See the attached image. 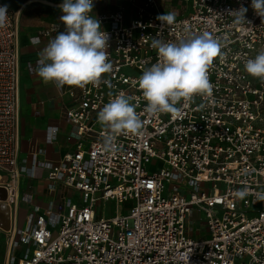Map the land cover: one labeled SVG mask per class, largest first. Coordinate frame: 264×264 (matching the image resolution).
<instances>
[{
  "label": "built area",
  "instance_id": "obj_1",
  "mask_svg": "<svg viewBox=\"0 0 264 264\" xmlns=\"http://www.w3.org/2000/svg\"><path fill=\"white\" fill-rule=\"evenodd\" d=\"M89 15L109 34L112 71L99 84L57 86L68 96L62 114L73 127L74 148L55 162L34 148L31 164L18 154L20 52L16 14L0 28V188L11 227L0 229L3 264H264V82L249 75L247 59L264 50V19L252 0H116L113 11ZM5 5L0 1V6ZM243 5L250 23L237 25L230 10ZM176 7V8H175ZM172 13L163 24L158 15ZM52 23L31 43L52 40ZM207 31L222 39L208 69L211 95L181 101L175 113L146 111L138 81L158 62L152 40L178 42ZM34 38L39 42L35 43ZM123 92L143 122L142 134L120 135L106 151L98 112ZM58 128H49L48 143ZM44 170L55 199L34 204L23 180ZM247 170V172H245ZM249 194L237 197L238 190ZM115 203L112 217L101 207ZM31 206L24 220L20 205ZM100 211V212H99ZM57 237L54 238V234Z\"/></svg>",
  "mask_w": 264,
  "mask_h": 264
},
{
  "label": "clouds",
  "instance_id": "obj_2",
  "mask_svg": "<svg viewBox=\"0 0 264 264\" xmlns=\"http://www.w3.org/2000/svg\"><path fill=\"white\" fill-rule=\"evenodd\" d=\"M93 7V0H63L59 5L63 13L60 21L65 30L49 41L37 61L38 75L45 83L83 88L88 84H99L103 74L112 71L107 52L110 37L101 30L100 21L89 15ZM251 8L264 19V0H252ZM247 11L248 8L241 5L228 14L234 17L233 23L240 25L250 23L246 20ZM157 19L161 25H172L175 15L165 13L158 15ZM7 21L8 6H0V28L5 27ZM34 42L38 43L39 39L34 38ZM152 47L158 53V62L147 68L138 81L147 101L148 113H175L178 111L176 105L182 100L189 101L195 95H211L208 69L221 53L220 37H213L205 31L198 35L189 33L178 42L154 38ZM244 69L264 82V50L255 58L247 59ZM131 99L121 92L110 98L98 112V122L107 131L103 137L106 151L118 150L117 136L142 134L143 122ZM248 194L247 188L236 192L240 199ZM258 199L264 200V194H258Z\"/></svg>",
  "mask_w": 264,
  "mask_h": 264
},
{
  "label": "crops",
  "instance_id": "obj_3",
  "mask_svg": "<svg viewBox=\"0 0 264 264\" xmlns=\"http://www.w3.org/2000/svg\"><path fill=\"white\" fill-rule=\"evenodd\" d=\"M8 9L16 14L19 52H20V116L17 130L18 154L20 160H26L31 164L30 152L34 148L44 149V160L55 162L64 153L74 148L75 141H68L73 134V127L63 117L62 107L69 102L68 96H61L55 83H45L38 75L37 61L40 52L48 42L40 45L31 43V38L52 23H61L63 15L57 7L63 1L56 3L52 0H0ZM116 0H101L96 4L97 13H108L114 10ZM18 6V7H17ZM17 9L14 11L13 9ZM49 128H58L54 134L53 142L48 143ZM46 171L37 170L35 180H23L21 194L28 193L34 196V204L46 206L55 199V195L47 191L44 182ZM21 207H25L23 217ZM31 206L25 203L20 205V217L25 219Z\"/></svg>",
  "mask_w": 264,
  "mask_h": 264
},
{
  "label": "rangeland",
  "instance_id": "obj_4",
  "mask_svg": "<svg viewBox=\"0 0 264 264\" xmlns=\"http://www.w3.org/2000/svg\"><path fill=\"white\" fill-rule=\"evenodd\" d=\"M52 1H54L56 3H59V2H61L63 0H52ZM169 1L172 2V5L173 6H175L174 3L176 2V0H160V3L162 4V6L165 7L166 3L169 2ZM17 7L14 8L13 10L15 11L17 9ZM47 173L48 172H46L45 176H47ZM25 210H26L25 207H21V216L22 217L24 215ZM100 211L103 212V214L105 215L106 218L112 217L114 215V212H115V203H113V202H107V203H105L104 204V207H101V210ZM56 237H57V233L54 234V238H56ZM5 251H6L5 240L0 237V264H3V262L5 260Z\"/></svg>",
  "mask_w": 264,
  "mask_h": 264
},
{
  "label": "water",
  "instance_id": "obj_5",
  "mask_svg": "<svg viewBox=\"0 0 264 264\" xmlns=\"http://www.w3.org/2000/svg\"><path fill=\"white\" fill-rule=\"evenodd\" d=\"M7 200V192L4 188H0V202ZM11 212L7 204H0V229L8 232L11 227Z\"/></svg>",
  "mask_w": 264,
  "mask_h": 264
},
{
  "label": "bare ground",
  "instance_id": "obj_6",
  "mask_svg": "<svg viewBox=\"0 0 264 264\" xmlns=\"http://www.w3.org/2000/svg\"><path fill=\"white\" fill-rule=\"evenodd\" d=\"M57 7H59V5Z\"/></svg>",
  "mask_w": 264,
  "mask_h": 264
}]
</instances>
